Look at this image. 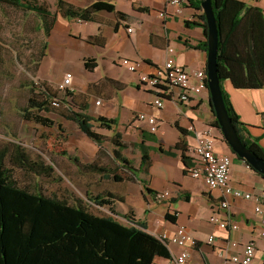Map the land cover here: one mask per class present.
I'll return each instance as SVG.
<instances>
[{"label":"trees","instance_id":"trees-1","mask_svg":"<svg viewBox=\"0 0 264 264\" xmlns=\"http://www.w3.org/2000/svg\"><path fill=\"white\" fill-rule=\"evenodd\" d=\"M187 1L188 6H194L195 3L196 9L201 10L202 0ZM212 5L219 30L218 75L228 116L243 144L264 159V149L259 144V139L254 138L248 126L241 121L222 85V82L229 80L238 90L264 88V13L259 8L238 0H212ZM0 6L34 14L41 21L40 28L45 37H50L59 17L79 23H101L99 16L102 13L114 14L121 22H129L130 19L129 15L118 11L115 4L105 0H97L84 8L65 0H57L55 10L43 0H0ZM199 21H186L185 26L200 27L206 36L204 13L200 15ZM86 41L94 46H104L101 33L88 37ZM194 48L207 52V39ZM47 49L48 42H45L41 59L46 58ZM83 65L86 71L92 73L97 68V61L94 58H85ZM108 84L113 87L117 85L119 91L123 89V85L106 79L104 85ZM72 87H60L59 93L64 92L63 95H53L49 88L44 86L42 93L45 99H31L29 110L26 109L27 116L24 117L37 124L52 125L51 121L38 115V112L47 111L49 107H64L68 112L65 118L76 123L89 140L101 147L105 136L95 131L93 123H97L100 129L111 131L117 121L104 116L93 118L83 113L84 109L76 105L77 95L72 92ZM150 94L163 98L154 90L150 91ZM54 101L56 105L52 104ZM211 126L220 129L216 117ZM176 127L181 138L169 150H164L161 146L146 145L147 142L157 143L158 140L155 134L141 130V141L138 144L141 158L138 168L133 167L131 161L122 155L121 151L128 146L119 141L121 134L115 132L112 139L115 145L114 157L121 167L132 173L143 185L145 193L154 196L158 193L149 188L147 180L151 167V150L172 157L176 156L175 151H178L185 167L183 173L187 175L190 158L189 142H186L185 138L188 133L177 125ZM233 154L238 158L234 152ZM7 160L12 167L6 164ZM13 168L39 176H50L54 170L53 166L46 165L42 160L31 159L26 150L18 144L11 143L0 149V264H154L157 258L170 257L167 244L148 233L147 224L138 220L133 212L124 216L128 225L120 223L113 216L95 215L81 202L73 205L65 199L21 187L14 177ZM82 168L102 173L106 178L114 174L111 169L95 165ZM256 174L264 178L259 173ZM113 178L118 182L123 181L117 174ZM107 196L108 200H103L101 196L93 200L101 207L107 206L113 215H118L114 204L123 203V198L113 193H108ZM165 218L174 223L176 217L167 213Z\"/></svg>","mask_w":264,"mask_h":264},{"label":"rangeland","instance_id":"rangeland-1","mask_svg":"<svg viewBox=\"0 0 264 264\" xmlns=\"http://www.w3.org/2000/svg\"><path fill=\"white\" fill-rule=\"evenodd\" d=\"M116 2L123 11L131 12V0H117ZM166 7V3L163 2L156 9L163 12ZM51 8L55 10L54 6ZM168 8V13L174 14V9ZM143 20L144 27L139 29L140 36L149 30L159 31L162 28L163 21L158 14H145ZM100 22L104 26L107 25L106 17L100 19ZM40 26L41 21L34 14L0 6V149L11 143L18 144L26 150L31 159L42 160L46 165L54 168L50 176H39L13 168L15 179L21 187H27L31 191L56 196L73 205L81 202L89 212L95 215L113 216L120 222L126 223L121 213L126 212L127 214L134 210L143 222L158 226L163 221L160 214L164 207L159 205L150 216L147 214V205L142 197L145 194L144 188L140 187V183L132 173L121 167L113 154L115 145L112 139L115 132H119L121 134L119 141L128 146L121 151L122 155L131 161L133 167L138 168L141 157L138 147L141 131L133 125L132 120L135 116L133 117L127 111H121L118 115L110 110L109 115L114 114L118 121L111 131L100 129L97 123H93L95 131L105 136L101 147L89 140L76 123L65 118L68 112L64 107L57 109L49 107L47 111L38 112V115L51 121L52 125L44 126L24 117L27 116L26 109L29 110L28 105L31 99H45L42 93L44 86L49 88L53 95H63L64 92L59 93V88L67 73H71L77 83L76 105L84 109L83 113L97 118L96 114L108 111L109 88L105 85L101 90L92 85L87 87L90 79L99 76L109 77L126 84L128 86L126 93L136 102L134 110L140 112L141 103L152 95L150 89L144 86L141 87L140 92H137L133 82L139 78L140 73H145V71L132 73L126 66L116 64L123 52L116 45L109 47L104 53H99L98 49L86 45L80 39L70 37L69 30L61 23L58 26L56 24L50 37H45ZM78 30L85 33L92 29L88 25H77L72 28V31ZM45 42H48L47 55L46 58L41 59V51ZM121 43L127 45L124 37H121ZM92 55H97L100 62V67L95 74L86 71L82 61L83 57ZM120 59L142 63L127 57ZM165 62L159 66H164ZM72 88H75L74 85ZM96 100H102L103 106L97 107ZM173 134L174 132L169 130L167 138L173 137ZM165 141L168 142L166 139ZM6 164L12 167L8 160ZM88 165L111 169L114 174L106 178L102 173L82 168ZM233 168L236 170L234 181H241V187L247 193H251L247 190L253 186L251 171L237 165ZM115 174L122 177L123 181H115L113 178ZM108 193H113L124 200L123 203L115 202L114 204L118 215H113L107 206L101 207L93 200L97 196L108 200ZM242 200L243 202L249 201Z\"/></svg>","mask_w":264,"mask_h":264},{"label":"crops","instance_id":"crops-1","mask_svg":"<svg viewBox=\"0 0 264 264\" xmlns=\"http://www.w3.org/2000/svg\"><path fill=\"white\" fill-rule=\"evenodd\" d=\"M43 1H46L51 6H55L57 2V0ZM65 1L77 7L84 8L97 0ZM108 1L113 2L118 11L129 15V22L119 21L114 14H101L99 18L102 19L106 17L107 25L105 26L102 23H79L61 17L58 18L56 24L58 26V24L61 23L63 27L69 30L70 37L80 39L86 45L98 49L99 53H104L109 47L116 45L117 48L119 47V49L123 50L122 56L118 57L116 64H119V59L122 57L134 59L137 62H142L140 71L144 70L146 74L152 73L155 66L160 67L159 64H162L168 58H172L177 64L189 70H206L207 52L194 48L199 43L206 40L204 32L200 27L185 26L186 21L200 22L199 17L203 11L196 9L197 4L195 5L194 3V6L185 5L180 15L168 13L169 8L166 7L164 11H166L167 16L162 18L159 15V11L156 9L162 5L163 2L161 0H131V12L123 11L116 2L117 0ZM238 1L244 2L249 6L257 7L264 13V0ZM193 2H197V0H193ZM145 14H158L163 21L161 30H149L148 32L142 33L140 36L139 29L144 27L143 15ZM77 25H88L92 30L85 33L79 30L72 31V28ZM127 28H132L133 32L128 33ZM100 33L104 39L103 47L87 43L86 40L88 37L96 36ZM121 37L125 38L126 46L121 43ZM175 41L177 42L176 44ZM169 49L173 50L171 54L168 52ZM118 54H120L119 51ZM85 58L96 59L97 68L93 71L95 74L96 70L100 67L99 57H97V55L83 57L82 61ZM106 79L112 80L115 84L123 85V89L119 91L117 90V85L114 87L107 85V88H109L107 95L109 98L108 111L98 113L96 114L97 116H104L109 119H116L117 121L114 114H118L121 111H127L131 113L133 117H136L138 113H152L153 109L151 104H153L155 97L149 96V98H146V100L141 103L142 110L138 112L134 110V105L136 104L135 99L131 98V96L126 93L128 86L112 78H102L101 76L92 78L88 81L87 87L92 85L101 90ZM95 82H97V84H95ZM133 83L136 85L137 92H140L142 86L139 85V78ZM73 85L75 88L71 90L74 95H77L78 86L74 80V76L72 86ZM222 85L229 94L233 107L240 116L241 121L248 126L247 128L250 134L254 138L259 139V144L264 149V88L259 90H238L233 87L229 80L224 81ZM97 101H100L99 105L96 104ZM95 105L97 107L103 106L102 100H96ZM110 110L114 112L113 115H109ZM162 116L164 123L161 126L160 132L163 133L156 135L158 140L157 143L147 142L146 145L151 147L161 146L164 150L173 148L181 138L176 125L187 131L188 136L185 139L186 142H190V127L203 129L207 126H211L215 119V115L210 108L209 91H204L187 104L167 102L162 111ZM132 122L134 127H137L140 131H147L146 125L137 123L134 120H132ZM169 130L174 132V136L167 138ZM214 134L216 136V151L219 154L231 156L230 184L244 190L243 187H241V181H234V172L236 170L233 167L237 165L251 171V175H253V186L247 190L251 191L252 194L264 192V178L257 175L244 161L238 159L233 154L230 147L226 144L222 133L218 129H215ZM164 136L165 138H163ZM165 139L168 140V142L165 141ZM175 153L176 156L172 157L155 150L150 151L151 167L147 175L149 188L155 192H169L170 197L165 199L162 203H157L154 199V195L145 193L144 196H142L146 202L147 214L149 216L159 205L164 207L163 212L160 214L163 221L159 223L158 226H151L150 223H147V232L158 237L163 233H173L177 226L180 225L192 231L196 237L201 240V243L192 250L190 264H229L225 262L223 257L219 256V253L228 251L229 255H233L238 253L242 246L249 242H254L256 247L254 264H264V236L261 235L264 233V212L260 214L255 212L254 202L256 208L257 201L249 200L248 202H243V200L227 198L231 201L229 213L238 223L239 229L230 232L220 230L218 226L211 224L208 220L214 213L219 214L221 217L225 216V212L218 207L221 199V192L218 190L210 191L202 179H194L185 175L183 173L185 167L181 161L180 153L178 151H175ZM236 182L238 183L236 184ZM140 187L143 188L141 183ZM141 190H139L140 193ZM133 212L135 213L134 210ZM167 213L176 217L174 223L166 220L165 216ZM121 214H123V219L126 220L124 218L126 212ZM135 216L138 220L143 221L136 213ZM120 223L128 225L127 221L126 223ZM211 235H215L217 239L214 243L209 244L208 237ZM229 240L237 242L240 246L237 248L229 247L227 245ZM171 248L173 252L180 251V248L176 246H172ZM165 259L157 258L154 264H164Z\"/></svg>","mask_w":264,"mask_h":264},{"label":"built area","instance_id":"built-area-1","mask_svg":"<svg viewBox=\"0 0 264 264\" xmlns=\"http://www.w3.org/2000/svg\"><path fill=\"white\" fill-rule=\"evenodd\" d=\"M166 3L167 7L174 9L175 15H180L184 6L188 4L187 0H161ZM162 18L167 16L166 11L159 12ZM128 33H132V28H127ZM168 52L171 54L172 49ZM120 66H126L132 73L140 72L141 63L131 62L126 59L119 60ZM207 71L205 70H189L188 68L177 64L172 58H168L162 67L155 68L150 74L140 73L139 85L148 87L150 91H156L160 96H156L152 106V113H139L134 121L143 123L147 126V131L151 134L163 133L161 126L163 122L162 111L167 102L174 104H187L196 96H199L207 90ZM73 75L67 73L64 76L61 88L72 85ZM163 88H165L163 90ZM56 105V101L52 103ZM97 105L100 101L96 102ZM191 140L188 144V156L190 158L187 168V175L194 179H202L210 191L218 190L221 192V199L218 207L225 212V216L221 217L214 213L209 217V222L218 226L222 231L230 232L239 229L238 223L230 215L231 201L234 200H255L257 206L255 212L257 214L264 212V192L252 194L244 190L234 187L230 184V170L232 165L231 156L219 154L216 151L215 128L207 126L203 129L194 127L189 128ZM169 192H158L154 199L157 203H162L169 198ZM264 223V221H263ZM264 236V233L261 234ZM170 250V257L164 260V264H190L191 252L201 240L188 230L185 226H177L173 233H163L158 236ZM216 236L208 237V243L212 244L216 241ZM227 245L231 248H237L240 245L237 242L230 241ZM172 246L180 248L179 252H173ZM256 247L254 242L246 243L242 246L238 253L229 255L228 251L220 252L219 256L225 259L229 264H254Z\"/></svg>","mask_w":264,"mask_h":264},{"label":"water","instance_id":"water-1","mask_svg":"<svg viewBox=\"0 0 264 264\" xmlns=\"http://www.w3.org/2000/svg\"><path fill=\"white\" fill-rule=\"evenodd\" d=\"M201 10L205 15L207 24V35L205 36L208 43L206 71L210 108L218 121L219 131L222 133L226 144L248 167L264 177V159L255 155L243 144L228 116L224 103L221 79L218 75L219 30L212 0H202Z\"/></svg>","mask_w":264,"mask_h":264}]
</instances>
